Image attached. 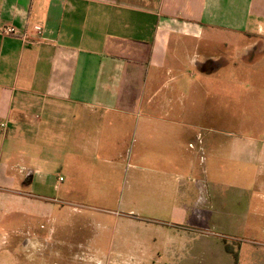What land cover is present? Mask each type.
I'll return each instance as SVG.
<instances>
[{
  "label": "crops",
  "instance_id": "obj_1",
  "mask_svg": "<svg viewBox=\"0 0 264 264\" xmlns=\"http://www.w3.org/2000/svg\"><path fill=\"white\" fill-rule=\"evenodd\" d=\"M0 25L27 35L0 36V264H241L221 235L264 241V133L195 110L216 34L264 40V0H0ZM44 223L84 263H4Z\"/></svg>",
  "mask_w": 264,
  "mask_h": 264
},
{
  "label": "rangeland",
  "instance_id": "obj_2",
  "mask_svg": "<svg viewBox=\"0 0 264 264\" xmlns=\"http://www.w3.org/2000/svg\"><path fill=\"white\" fill-rule=\"evenodd\" d=\"M218 41L215 53L214 69L208 75H198L205 83L196 97L195 110L201 118L215 119L216 129L222 132H232L236 136H247L264 133V40L254 37H243L229 33L218 32ZM225 41L226 44H220ZM122 175V174H121ZM63 176V175H62ZM92 188V184L86 187ZM122 187L120 188L121 191ZM97 190L96 188L94 191ZM264 192V190L262 191ZM51 196L52 189L46 193ZM117 204L114 205L116 208ZM73 205H70L71 210ZM85 215L97 217L100 205L90 203L84 207L76 206ZM73 210L70 211L72 213ZM45 222V220H42ZM90 219L88 221L89 238L94 237L97 226ZM50 224L44 223L40 229L42 242L41 252L34 251L33 243L24 242V249L13 248L4 263H84L76 261L79 248L73 242L61 241L59 235L49 233ZM228 232V231H227ZM5 248L11 247L15 235L9 231H2ZM224 243L239 254L236 263L253 264L264 263V241L259 236L221 235ZM15 243V242H14ZM221 246V242H213ZM38 246V243H34ZM90 246V245H89ZM51 248V250H50ZM241 250L238 252V250ZM50 251L53 255L50 258ZM92 251V250H91ZM4 252V251H3ZM56 253V254H55ZM96 258L97 252H90ZM236 254V255H237ZM213 258V253H211ZM219 257V251L216 252ZM6 258V257H5ZM89 264H170V263H91ZM214 264L212 260L207 263Z\"/></svg>",
  "mask_w": 264,
  "mask_h": 264
},
{
  "label": "built area",
  "instance_id": "obj_3",
  "mask_svg": "<svg viewBox=\"0 0 264 264\" xmlns=\"http://www.w3.org/2000/svg\"><path fill=\"white\" fill-rule=\"evenodd\" d=\"M0 36L2 37H18L21 39H27V35L24 33H19L17 29L10 25H0ZM0 128L4 129L5 124H0Z\"/></svg>",
  "mask_w": 264,
  "mask_h": 264
}]
</instances>
